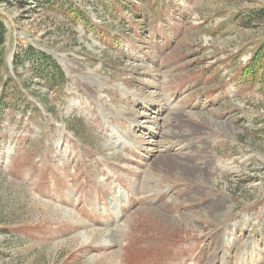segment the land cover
<instances>
[{"label":"rangeland","instance_id":"rangeland-1","mask_svg":"<svg viewBox=\"0 0 264 264\" xmlns=\"http://www.w3.org/2000/svg\"><path fill=\"white\" fill-rule=\"evenodd\" d=\"M1 25L0 264H264V69L237 78L264 0H0ZM143 128L144 176L112 133Z\"/></svg>","mask_w":264,"mask_h":264},{"label":"trees","instance_id":"trees-1","mask_svg":"<svg viewBox=\"0 0 264 264\" xmlns=\"http://www.w3.org/2000/svg\"><path fill=\"white\" fill-rule=\"evenodd\" d=\"M66 5H70L68 8L67 15H66L68 18H70L71 20L76 22V24H81L86 29H89V28L94 29L95 35H97L98 32L100 33V29L98 30V27L91 20H89V18L87 17V12L85 9L70 3V1H68ZM4 40H5V29L1 25L0 26V46L3 44ZM39 55H41V57H39ZM31 61L38 62V64L36 65L37 67L34 68L33 71H35V76L42 80L41 83H43V85L46 86L47 89H55V88L60 87L57 83L59 81L60 82L63 81V74H61V71L57 68L58 66L54 61L50 60L49 57H46V56H44V54H41V53H38V55L35 56L34 59ZM46 66H49L50 71L56 70L57 72H59L60 73V79H55L54 77L49 78L50 77L49 75L47 77L46 72L43 69ZM33 67H34V65H33ZM263 69H264V40L259 42L252 49L249 59L244 63L242 68L239 70V73L237 74V78L238 79L241 78V76L247 74L248 72L249 73L251 72L250 73L251 76H248L249 74H247V77H253L252 74H256V76H258L262 72ZM8 83H12L11 76H7L3 82V84H6V86L8 85ZM9 92L12 94V96L15 95L16 98H22L20 92L17 91L16 85L12 86V88H10ZM6 94H8V93H6ZM5 97H7V96L2 95L0 99L3 100ZM8 104L10 105L11 108L16 106L12 100H10L8 102ZM0 105H1V103H0ZM5 106L6 105L4 104L3 107H5ZM3 110L4 109L2 108V111ZM0 112H1V110H0Z\"/></svg>","mask_w":264,"mask_h":264},{"label":"bare ground","instance_id":"bare-ground-1","mask_svg":"<svg viewBox=\"0 0 264 264\" xmlns=\"http://www.w3.org/2000/svg\"><path fill=\"white\" fill-rule=\"evenodd\" d=\"M170 105H171V103H170ZM143 124V123H142ZM146 124V123H145ZM148 183H151V182H148ZM112 207V206H111ZM187 209V208H186ZM149 210H152V209H149ZM116 222H118L119 223V219L118 220H116ZM116 222H114V224L116 223ZM118 227L120 226V224H118L117 225ZM119 230V229H118ZM107 233V239H105L103 242H102V245H100V247H102V246H110V245H114L115 244V242L116 241H120V236H119V234H117L118 236L116 237V239L114 238L115 236H114V230L113 231H109V233L108 232H106ZM97 234V232L96 231H89V232H87V233H82L81 235H83V236H85V240H86V242H88V239H90L89 238V236L91 237V238H93L94 237V235H96ZM105 237V238H106ZM84 239H83V241H84ZM103 251V250H102ZM122 264V263H121Z\"/></svg>","mask_w":264,"mask_h":264}]
</instances>
